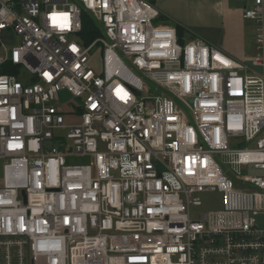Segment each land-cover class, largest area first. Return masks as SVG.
Returning <instances> with one entry per match:
<instances>
[{
    "label": "built area",
    "instance_id": "1",
    "mask_svg": "<svg viewBox=\"0 0 264 264\" xmlns=\"http://www.w3.org/2000/svg\"><path fill=\"white\" fill-rule=\"evenodd\" d=\"M242 15L250 64L153 0H0V264H264L262 0Z\"/></svg>",
    "mask_w": 264,
    "mask_h": 264
},
{
    "label": "crops",
    "instance_id": "2",
    "mask_svg": "<svg viewBox=\"0 0 264 264\" xmlns=\"http://www.w3.org/2000/svg\"><path fill=\"white\" fill-rule=\"evenodd\" d=\"M164 23L175 25L185 38L198 35L220 48L230 57L248 63L259 51L254 40L255 23L242 15L252 0H153ZM263 26H264V0ZM260 52L264 61V41ZM264 73V64L259 67ZM252 174L262 171L249 167ZM257 222L264 227V207L259 210Z\"/></svg>",
    "mask_w": 264,
    "mask_h": 264
},
{
    "label": "rangeland",
    "instance_id": "3",
    "mask_svg": "<svg viewBox=\"0 0 264 264\" xmlns=\"http://www.w3.org/2000/svg\"><path fill=\"white\" fill-rule=\"evenodd\" d=\"M99 44H97L91 51V65L95 71H99L101 68L100 65V51H99ZM250 64V62H248ZM248 64V65H249ZM256 71H261V68L256 67ZM146 85L149 89V92L152 93L151 84L146 82ZM253 143H245L244 141L239 144V147L244 146H252ZM241 174H252L249 167H242ZM3 178L2 172V162L0 161V181ZM200 205L199 206H191L190 212L191 215L197 217L200 213L212 210H219L222 209L224 206V194L217 189H207L199 194Z\"/></svg>",
    "mask_w": 264,
    "mask_h": 264
},
{
    "label": "trees",
    "instance_id": "4",
    "mask_svg": "<svg viewBox=\"0 0 264 264\" xmlns=\"http://www.w3.org/2000/svg\"><path fill=\"white\" fill-rule=\"evenodd\" d=\"M81 20H82V29L84 31L83 33L84 39L87 41L93 39L99 33L98 30L96 31L94 29L95 27L94 21L92 20L90 15L87 14L86 12L82 14ZM5 72L9 73V71H2V73H5Z\"/></svg>",
    "mask_w": 264,
    "mask_h": 264
}]
</instances>
